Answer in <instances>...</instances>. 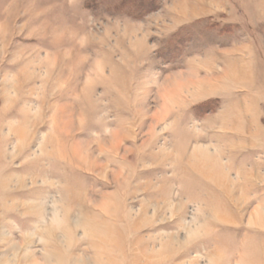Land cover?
Returning <instances> with one entry per match:
<instances>
[{"label":"rangeland","instance_id":"1","mask_svg":"<svg viewBox=\"0 0 264 264\" xmlns=\"http://www.w3.org/2000/svg\"><path fill=\"white\" fill-rule=\"evenodd\" d=\"M4 261L264 264V0H0Z\"/></svg>","mask_w":264,"mask_h":264},{"label":"bare ground","instance_id":"2","mask_svg":"<svg viewBox=\"0 0 264 264\" xmlns=\"http://www.w3.org/2000/svg\"><path fill=\"white\" fill-rule=\"evenodd\" d=\"M184 87H185V86H184ZM180 88H182V86H181ZM26 260H27V259H26ZM0 264H1V263H0ZM3 264H9V262L4 261ZM32 264H36V262H35V263H32ZM48 264H49V263H48Z\"/></svg>","mask_w":264,"mask_h":264},{"label":"trees","instance_id":"3","mask_svg":"<svg viewBox=\"0 0 264 264\" xmlns=\"http://www.w3.org/2000/svg\"><path fill=\"white\" fill-rule=\"evenodd\" d=\"M152 1V3L155 1L156 2V0H151ZM144 2V0H140V3H143ZM149 2V1H148ZM147 2V3H148ZM155 5H157V3L155 4Z\"/></svg>","mask_w":264,"mask_h":264}]
</instances>
